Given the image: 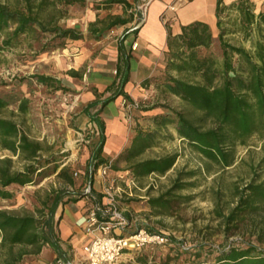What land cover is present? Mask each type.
Returning <instances> with one entry per match:
<instances>
[{
	"label": "trees",
	"instance_id": "1",
	"mask_svg": "<svg viewBox=\"0 0 264 264\" xmlns=\"http://www.w3.org/2000/svg\"><path fill=\"white\" fill-rule=\"evenodd\" d=\"M88 0H19L10 5L0 0V56L2 51L19 46L23 39L39 42L43 50L65 47L68 40L85 37L101 39L117 26L132 22L135 13L128 0H102L96 9H112L122 5L124 14H110L91 21L87 33L76 27H65L58 19L68 14L69 6H85ZM59 10L47 14V11ZM216 27L221 53L214 51L215 36L209 23L195 21L181 27V32L173 34L169 29L167 71L150 77L145 82H159L178 96L186 105L184 109L165 106V111L154 115L155 131H138L131 144L118 156L126 161L140 156L156 144L157 133L173 125L181 139L203 158L218 164L222 169L235 163V150L246 146L258 137L264 139V8L256 11L252 0H235L226 4L217 0ZM141 20V19H140ZM140 27H129L118 38L116 75L102 93L84 108L93 124L96 140L90 146L84 170L83 185L77 189L75 173L70 167L58 171L67 185L52 189L42 199L37 213L16 214L9 209L0 208V264H22L31 254H39L45 247H51L61 258L66 256L59 235L62 215L57 216L60 206L77 202L85 196H94L95 174L99 167L108 162L104 157L107 140L106 123L100 117L104 108L123 96L132 101L125 87L131 78L132 50L127 40L137 34ZM44 35L47 41H43ZM229 35L236 36L241 43H233ZM176 72L177 75H173ZM74 76L80 71L70 70ZM38 82L49 88L67 91L61 80L45 75H34ZM11 101L0 96V109ZM19 109L27 111V104L21 101ZM0 148L22 159L23 169L13 170V158H0V199H12L11 185L26 186L34 184L38 176L46 173L50 165L57 167L60 155L45 156L41 141L29 137L20 125L11 118L0 115ZM177 151L158 158L136 161L129 166V178L139 181L150 174L165 175L175 165ZM264 168V157L259 163ZM199 171H181L174 183L165 192L150 197L148 204L156 216L174 215L176 206L184 198L179 192L197 186ZM79 175V173L77 174ZM195 179L194 181H186ZM83 187V188H82ZM90 191L87 192V189ZM97 196V195H96ZM102 196L92 200L97 206L103 205ZM236 205L225 213L217 208L216 214L223 218L226 228L232 229L247 218L252 217L256 241L238 242L228 246H213L200 242L188 245L170 238L166 243L175 248L174 256H169L160 264H264V178L256 171L250 182L236 189ZM259 215V217H257ZM130 219V216H127ZM146 228L152 233H161L154 227ZM178 242V243H177ZM138 260L148 263V256Z\"/></svg>",
	"mask_w": 264,
	"mask_h": 264
},
{
	"label": "rangeland",
	"instance_id": "2",
	"mask_svg": "<svg viewBox=\"0 0 264 264\" xmlns=\"http://www.w3.org/2000/svg\"><path fill=\"white\" fill-rule=\"evenodd\" d=\"M4 1L12 5L19 0ZM99 1L102 0H88L85 6H69L67 16L58 19L59 24L65 27H76L87 32L92 18H105L112 11L123 13L122 5L113 7L119 9L97 10L96 3ZM254 1L257 5L256 11L264 8V3L259 8L261 0ZM133 3L143 5V1L140 3V0H133ZM57 11L59 10L49 9L47 14L55 12L57 16L61 15V12ZM208 13L207 11L206 14ZM118 29L115 27L114 32L111 30L106 35L111 34L112 37L116 38L119 34ZM214 33L215 45L213 48L216 53L220 54L217 28ZM105 36L101 39H106ZM228 37L233 43H241L240 39L235 38L236 36L229 35ZM2 38L3 36L0 35V43ZM93 39L88 38V41ZM43 41H47L46 35H44ZM71 43L72 40H68L65 47L43 50V46L39 42L26 38L19 46L6 49L1 53L0 96L11 102L6 108L0 109V115L13 119L30 138L41 141L45 147L43 151L45 156L56 154L60 155L61 158L56 164V169H54V165H50L44 175L37 177L34 184L11 185L9 189L14 192V196L12 199H0V208L9 209L16 214L37 213V208L42 206V199L50 190L61 187L72 188L57 175L62 167H70L72 172H78L79 175H75L77 187L83 185V174L89 149L96 140L93 136V128L89 126L87 115L84 112V108L89 103L87 92H91L90 96L95 98V93L100 94L105 89L98 91L90 85V76L93 71L90 70L89 72L88 69L91 68V65H86L82 75L75 78L74 82L67 81L66 71L62 69L59 61L64 49L71 46ZM65 53L68 55L67 51ZM115 68L116 64L110 67L111 74L108 77V84L116 75ZM166 71L167 69L162 73ZM171 73L177 75L176 72L171 71ZM38 74L53 76L61 80L62 85L68 90L47 87L34 77ZM152 84L155 87L152 93H147L132 101L125 98L121 101L124 120L129 127V136L124 149L131 144L138 131H155L156 126L153 117L157 113L164 112L167 109L165 106L177 109L186 107L180 98L169 91L163 83L148 82V86ZM22 100L27 104L26 112L19 109ZM175 151L180 155L173 168L165 175L150 174L139 181H135V184L130 182L126 189H117L116 181L113 182L112 186L103 187V194L108 196L109 192L110 195L114 196L118 208L123 213H125L124 208L128 203L134 205L131 219L126 217V223L121 226L126 232L125 235L132 234L128 231L135 230L137 226L146 225L154 227L175 241L184 242L188 245L202 241L213 246L255 242L256 236L252 234V219L254 218L249 217L235 228L228 229L223 218L217 216L216 209L223 208L226 214L229 213L236 205L237 187L250 182L256 171L261 173L262 178H264V168L259 170L258 166L264 157V139L254 137L248 145L238 146L235 150V163L222 169L218 164L210 162L194 151L185 140L180 138L174 126L170 125L162 132L157 133L156 144L140 156L129 162L123 157H108V161L111 163V168L115 164H122L126 168L121 169L127 171L130 164L136 161L158 158ZM7 156L14 160L13 170L23 169L25 162L22 159L0 148V158ZM194 169L199 171L197 178H195L198 183L197 186L179 192L182 197L190 196L192 198L188 200L183 198L176 206L174 215L156 216L153 214L150 205L144 206L147 202L144 204L142 200H145L146 197L141 198L139 196L156 197L171 187L181 171L188 172ZM108 174L105 178L108 177ZM110 177L112 179L114 176L111 175ZM195 179H187L186 181H194ZM145 187L147 188L143 190ZM68 214H70L69 211ZM174 253L175 248L167 244H150L142 249L126 251L115 264H143L138 260L142 255L148 256L147 264H160L169 256H174Z\"/></svg>",
	"mask_w": 264,
	"mask_h": 264
},
{
	"label": "crops",
	"instance_id": "3",
	"mask_svg": "<svg viewBox=\"0 0 264 264\" xmlns=\"http://www.w3.org/2000/svg\"><path fill=\"white\" fill-rule=\"evenodd\" d=\"M128 1L133 5L131 10L134 11L135 18L126 25L117 26L119 28V34L116 38L109 34L105 36L106 39H93L94 41H88V38L85 37L80 40H72V47L69 46L64 49L59 64L62 66V69H65V76L68 78V82H74V79L78 77L72 75L70 70L80 71L82 74L86 65H91V68L88 69L89 72L90 70L93 71L90 76V85L94 89H98V91L104 90L108 84V77L111 74L110 67L115 66L117 62L119 36L126 28L138 27L143 21L139 32L137 34H131L127 40L128 47L132 50V60L131 78L125 90L131 99L135 100L147 93H152L153 88H155L154 84L148 86V83L145 82L146 79L160 75L166 69L169 51V29L173 34H178L181 32V27L183 25L200 20L209 23L215 36L214 30L217 28V0H184V4H182L176 12L168 8V5L174 0H140V3L143 1L142 6L135 5L133 0ZM233 1L235 0H224L226 4H230ZM252 1L254 3L256 2L254 0ZM263 3L264 0H261L259 8ZM122 9L123 13H121V11L117 13L112 11L106 16L110 14H124V8ZM260 10L261 9H259V11ZM207 11L209 12L208 14H206ZM95 20L96 18L91 19V21ZM113 29L115 30V28ZM113 29L112 32H114ZM86 33L87 32H85V34ZM98 50L100 51L98 52ZM66 51L68 55H66ZM87 93L89 102H91L94 97L90 96L91 92ZM123 99L124 97L121 96L115 101L110 102L100 114V117L106 123L107 140L103 154L106 158L118 157L124 150V146L128 140L129 127L124 120V110L121 105ZM87 118L89 126L93 128L90 118L88 116ZM121 168L126 167L122 164H115V166L109 170L107 178L97 173L95 174L93 197L88 195L77 202H70L59 207L57 216L62 215L59 223V235L62 239V245L66 250V256L62 259L68 263L83 264V262H85V246L91 240L92 235L86 232L83 221L89 215L91 208L95 205L92 198L95 199L97 196L100 197L103 195L101 202L105 205L109 203V197L103 194V187H106V185L112 186L115 181L117 183V189L119 190L122 188L126 189L130 182L135 184V181L128 176L129 170L127 169V171H125ZM111 175L114 176L112 179H110ZM146 188L147 187L143 190ZM77 189H79V187H77ZM125 189L123 190L125 191ZM139 197H146L145 200H142L144 204L150 198V196L145 195ZM147 205H149L148 202L144 206L147 207ZM124 209L126 210L124 213L126 217L128 215L131 217L134 209L133 203H131V205L128 203ZM68 211L70 214H68ZM125 233L122 227L114 230V234L117 235H125ZM59 258L61 257H59L51 247H45L41 253L27 256L22 264H55L56 260Z\"/></svg>",
	"mask_w": 264,
	"mask_h": 264
},
{
	"label": "built area",
	"instance_id": "4",
	"mask_svg": "<svg viewBox=\"0 0 264 264\" xmlns=\"http://www.w3.org/2000/svg\"><path fill=\"white\" fill-rule=\"evenodd\" d=\"M184 0H174L168 8L176 12ZM111 168L109 161L99 167L97 174L106 177ZM76 175L78 172L75 173ZM90 188L87 189V192ZM109 203L94 205L89 215L84 219L83 226L87 233L92 235L85 246L86 264H115L128 250H138L150 244H166L170 238L163 233H152L146 228H140L130 235H117L114 230L126 223V215L118 208L114 196L108 192ZM55 264H70L62 258Z\"/></svg>",
	"mask_w": 264,
	"mask_h": 264
},
{
	"label": "water",
	"instance_id": "5",
	"mask_svg": "<svg viewBox=\"0 0 264 264\" xmlns=\"http://www.w3.org/2000/svg\"><path fill=\"white\" fill-rule=\"evenodd\" d=\"M143 24V21L138 25V27H140Z\"/></svg>",
	"mask_w": 264,
	"mask_h": 264
},
{
	"label": "bare ground",
	"instance_id": "6",
	"mask_svg": "<svg viewBox=\"0 0 264 264\" xmlns=\"http://www.w3.org/2000/svg\"><path fill=\"white\" fill-rule=\"evenodd\" d=\"M48 61H49V60H48ZM48 61H47V62H48ZM51 62H52V61H51ZM69 63H70V62H69Z\"/></svg>",
	"mask_w": 264,
	"mask_h": 264
}]
</instances>
